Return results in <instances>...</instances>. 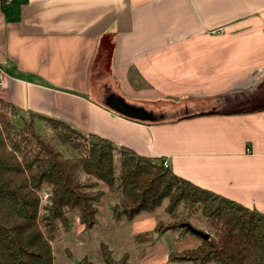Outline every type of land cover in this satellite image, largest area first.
I'll return each instance as SVG.
<instances>
[{
	"label": "crops",
	"instance_id": "crops-1",
	"mask_svg": "<svg viewBox=\"0 0 264 264\" xmlns=\"http://www.w3.org/2000/svg\"><path fill=\"white\" fill-rule=\"evenodd\" d=\"M0 97L264 212V0H0Z\"/></svg>",
	"mask_w": 264,
	"mask_h": 264
},
{
	"label": "trees",
	"instance_id": "trees-1",
	"mask_svg": "<svg viewBox=\"0 0 264 264\" xmlns=\"http://www.w3.org/2000/svg\"><path fill=\"white\" fill-rule=\"evenodd\" d=\"M102 183L122 193L114 206L116 220L133 221L167 200L173 220L155 227L162 235L178 227L192 233L196 227L184 212L200 209L210 237L171 252L170 260L264 264V212L175 174L163 159L62 119L20 113L0 97V264H54L53 244L60 234L77 221L87 231L97 224ZM100 248L105 264H132L127 253L116 258L108 244ZM76 264L100 263L83 257Z\"/></svg>",
	"mask_w": 264,
	"mask_h": 264
},
{
	"label": "rangeland",
	"instance_id": "rangeland-1",
	"mask_svg": "<svg viewBox=\"0 0 264 264\" xmlns=\"http://www.w3.org/2000/svg\"><path fill=\"white\" fill-rule=\"evenodd\" d=\"M101 188L105 194L97 203V224L87 231L80 221H77L70 232L60 234L53 244L54 264H76L83 257L105 264L100 248L102 242L108 244L116 258H121L127 253L132 264H184L170 260L169 254L192 249L200 244L199 234H182L179 227L177 230H168L163 235L155 231L158 224L173 220L165 210L167 200L154 211L142 212L133 221L125 217L116 220L113 217L114 206L119 204L122 193L117 187L111 188L106 183H102ZM46 194L48 195L43 192V201L48 197H45ZM181 210L184 212L183 208ZM184 215L189 217L195 229L209 233L207 220L202 217L200 209L190 213L185 211Z\"/></svg>",
	"mask_w": 264,
	"mask_h": 264
},
{
	"label": "water",
	"instance_id": "water-1",
	"mask_svg": "<svg viewBox=\"0 0 264 264\" xmlns=\"http://www.w3.org/2000/svg\"><path fill=\"white\" fill-rule=\"evenodd\" d=\"M122 112H124V113H126V114H128V115H132L133 114V112H130L129 110H127L126 108H124V107H120L119 108ZM192 231L193 232H195V233H197V234H199L200 236H202L203 238H208V237H210V234L208 233V232H206V233H204V232H202V231H199V230H197V229H195V228H192Z\"/></svg>",
	"mask_w": 264,
	"mask_h": 264
},
{
	"label": "built area",
	"instance_id": "built-area-1",
	"mask_svg": "<svg viewBox=\"0 0 264 264\" xmlns=\"http://www.w3.org/2000/svg\"><path fill=\"white\" fill-rule=\"evenodd\" d=\"M163 161H164V164H165L166 166H169V165H168V161H166V160H163ZM47 196H48V195L46 194L45 197H47Z\"/></svg>",
	"mask_w": 264,
	"mask_h": 264
}]
</instances>
